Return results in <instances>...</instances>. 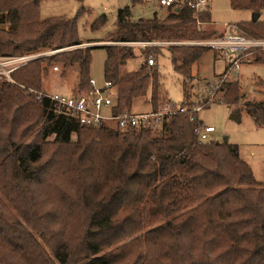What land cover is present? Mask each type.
I'll use <instances>...</instances> for the list:
<instances>
[{
  "label": "trees",
  "instance_id": "obj_1",
  "mask_svg": "<svg viewBox=\"0 0 264 264\" xmlns=\"http://www.w3.org/2000/svg\"><path fill=\"white\" fill-rule=\"evenodd\" d=\"M39 4L0 0V14L10 25L7 32L0 28V56L84 44L76 19H41ZM230 5L264 11V0ZM158 8L166 9L165 17L159 10L150 18H135L130 7L119 10L114 30L95 42L121 44L102 47L104 77L113 86L118 113L148 95L155 112L169 102L155 65L162 48L168 49L185 79L181 107L187 111L165 117L159 137L113 132L106 124L83 126L48 99L24 95L26 89L41 91L52 63L64 73L78 68L74 93L91 91V47L41 58L14 73L18 85L0 84V193L11 206L0 196V264H264V184L236 145L200 140L203 123L188 101L192 67L208 50L147 46L141 50L143 64L124 72L136 58L135 47L127 44L199 41L217 34L207 11L163 7L160 0ZM107 22L101 16L92 30ZM245 25L264 34V22ZM256 63L264 65V57ZM223 93L235 113L247 111L264 127V98L241 106L240 88L233 83Z\"/></svg>",
  "mask_w": 264,
  "mask_h": 264
},
{
  "label": "rangeland",
  "instance_id": "obj_2",
  "mask_svg": "<svg viewBox=\"0 0 264 264\" xmlns=\"http://www.w3.org/2000/svg\"><path fill=\"white\" fill-rule=\"evenodd\" d=\"M159 0H144L143 3L133 4L131 0H39V11L41 19H51L66 17L76 19L79 38L84 44L71 48H64L63 52L75 49H92V63L90 71V79L94 80L98 89L106 87L104 77V63L106 59V50L102 47L106 45H121L108 42H95L104 40L115 28L117 22V14L119 10L130 7L135 18H150L154 12L159 10L160 16H166V9L158 8ZM209 7L207 12L210 13L213 25L222 28L224 23H243L250 24L256 21L264 22V11L255 19V14L248 11L233 10L230 0H207ZM5 15V14H4ZM0 14V28L9 31V23L6 22V16ZM101 16H106L108 22L98 30H92V25ZM200 27L202 25L200 24ZM207 28V26H204ZM256 32V30H254ZM258 33V31L256 32ZM260 35H264L259 33ZM91 42V43H88ZM135 47L136 58L130 60L124 68V72L136 70L147 59L143 54V48L147 45L136 43L127 44ZM167 47V46H158ZM51 52V51H49ZM47 53V52H46ZM61 53V52H60ZM57 54V53H56ZM53 55H46L52 57ZM151 56L148 58V60ZM48 64L47 61L42 65ZM149 64V63H148ZM160 70V83L163 91L166 93L169 102L176 107H181L185 100L184 83L185 79L176 72L172 65L170 53L167 48H162V54L157 58V64ZM59 67V71L55 72L53 68ZM47 75L43 79L41 90L51 93H58L71 96L78 90V68L72 67L65 73L61 65L52 63L48 68ZM225 70V63L219 52L208 50L204 53L200 61L192 67V79L189 80V103H194L199 108L198 117L203 126L213 127L216 131L211 134L209 141H217L220 143H230L236 145L239 150L240 157L250 165L256 180L264 184V127H257L247 111L241 112L240 123L233 121L230 117L237 110L236 106L219 101L212 102L202 108L203 90L208 83L216 81ZM231 83L237 84L242 95L240 105H244L248 101H256L264 98V65L254 63L244 65L239 71V75L231 78ZM24 95L28 99H35L34 94L24 90ZM224 93H220L218 98L223 97ZM149 95L138 98L134 101L132 111L149 112L151 110L148 102ZM113 132H117L110 129ZM135 134V133H134ZM139 135V134H136ZM151 137H159L157 134H151ZM48 157V156H47ZM1 198L3 195L0 193ZM3 201H5L3 199ZM8 205L7 201H5ZM8 207L11 208L10 205ZM14 213L15 210H13Z\"/></svg>",
  "mask_w": 264,
  "mask_h": 264
},
{
  "label": "built area",
  "instance_id": "obj_3",
  "mask_svg": "<svg viewBox=\"0 0 264 264\" xmlns=\"http://www.w3.org/2000/svg\"><path fill=\"white\" fill-rule=\"evenodd\" d=\"M163 7H172L176 4L187 5L197 12H203L209 7L207 0H160ZM216 36L189 42H151L136 43L147 46H188L201 47L210 51L219 52L225 63V70L213 83H208L203 90L202 108L219 101L224 103L223 93L225 85L231 83L233 75L238 76L244 65L254 64L260 57H264V35L254 34L243 23H224L222 28H217ZM64 50V49H62ZM62 50L38 51L24 53L15 56H0V84L12 83L18 85L14 79V73L28 64L46 55L63 52ZM47 52V53H46ZM50 57V56H49ZM149 65L154 64V59H149ZM55 72L59 67L53 68ZM92 90L86 93H73L71 96L51 93L46 90L36 91L26 89L29 93L36 95L38 100L48 99L56 106L67 110L73 117H77L83 126L99 127L106 124L117 132H133L142 134L144 132L162 135L164 118L176 113H185L186 108L167 104L160 111L133 112L132 110L116 112L115 94L113 86L107 82L106 87L98 89L94 80H90ZM194 111H199L195 108ZM215 133L213 127L202 126L198 131L200 140H208Z\"/></svg>",
  "mask_w": 264,
  "mask_h": 264
},
{
  "label": "water",
  "instance_id": "obj_4",
  "mask_svg": "<svg viewBox=\"0 0 264 264\" xmlns=\"http://www.w3.org/2000/svg\"><path fill=\"white\" fill-rule=\"evenodd\" d=\"M259 15H260V14H255V19H256V20H257V18H258ZM230 118H231L233 121L237 122V123H240V122L242 121V119H241V115L238 114V113H234V114H232Z\"/></svg>",
  "mask_w": 264,
  "mask_h": 264
},
{
  "label": "crops",
  "instance_id": "obj_5",
  "mask_svg": "<svg viewBox=\"0 0 264 264\" xmlns=\"http://www.w3.org/2000/svg\"><path fill=\"white\" fill-rule=\"evenodd\" d=\"M215 133H216V131H215ZM215 133H213V134H215Z\"/></svg>",
  "mask_w": 264,
  "mask_h": 264
}]
</instances>
